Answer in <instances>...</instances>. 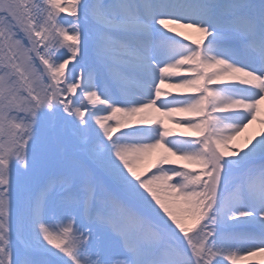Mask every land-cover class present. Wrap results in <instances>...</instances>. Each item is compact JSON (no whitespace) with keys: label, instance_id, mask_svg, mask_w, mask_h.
<instances>
[{"label":"snow or ice","instance_id":"6c2138e0","mask_svg":"<svg viewBox=\"0 0 264 264\" xmlns=\"http://www.w3.org/2000/svg\"><path fill=\"white\" fill-rule=\"evenodd\" d=\"M0 264H264V0H0Z\"/></svg>","mask_w":264,"mask_h":264},{"label":"bare ground","instance_id":"6f19581e","mask_svg":"<svg viewBox=\"0 0 264 264\" xmlns=\"http://www.w3.org/2000/svg\"><path fill=\"white\" fill-rule=\"evenodd\" d=\"M187 34L189 35L190 39H197L198 38V34L192 31H188ZM173 90V89H172ZM174 91V90H173ZM259 259V258H257Z\"/></svg>","mask_w":264,"mask_h":264},{"label":"rangeland","instance_id":"374dc122","mask_svg":"<svg viewBox=\"0 0 264 264\" xmlns=\"http://www.w3.org/2000/svg\"><path fill=\"white\" fill-rule=\"evenodd\" d=\"M168 91H173L172 89H168Z\"/></svg>","mask_w":264,"mask_h":264}]
</instances>
